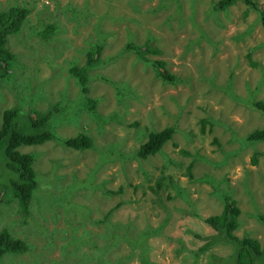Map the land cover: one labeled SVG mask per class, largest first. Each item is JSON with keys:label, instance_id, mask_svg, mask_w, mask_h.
Segmentation results:
<instances>
[{"label": "rangeland", "instance_id": "1", "mask_svg": "<svg viewBox=\"0 0 264 264\" xmlns=\"http://www.w3.org/2000/svg\"><path fill=\"white\" fill-rule=\"evenodd\" d=\"M217 1L0 0V13L14 5L34 4L23 32L7 37L4 46L21 64L13 67L10 79L0 80L1 116L7 109L26 108L30 98L35 99L31 107L42 111H49L51 105L61 107L65 100L72 105L73 99L77 102L72 106L78 107L91 98L97 101L98 113L112 120L97 119L82 106L75 118H67H80L76 123L57 129L63 137L90 133L94 149L72 150L55 141L18 148L21 153L37 154L34 169L44 186L55 175L61 176L63 186L73 183L74 177L88 186L76 194L66 189L63 200L33 201L25 223L15 206L1 207L0 214L19 222L11 227L13 236L28 245L19 254L4 256L3 264H96L92 260L96 258L101 263L126 259L118 264H143L139 249L132 255L126 242L109 254L101 248L72 244L75 238L69 240L64 231L66 221L82 218L78 210L97 219L102 216L99 209H111L119 202L123 204L110 218L114 230V224L125 223L134 238L131 224L137 233L148 229L151 235L146 246L152 263L214 264L216 256L230 259L232 248L220 242L199 252L207 237L215 234L204 219L224 209L218 190L231 196L242 210L235 234L264 242V226L253 216L264 213V140H249L253 132L264 128V112L252 106L254 101L264 102V32L256 11L238 2L226 11L212 12ZM162 3L168 6L153 9ZM71 5L82 14L73 19L62 14ZM260 6L264 9V0H259ZM41 9L59 14L53 16L62 27L53 36L58 37L55 43L48 44L35 32L26 35L29 28L37 30L36 11ZM99 31L106 43L101 65L89 71V90L84 93L69 67L86 63L87 50L98 41ZM150 33L157 36L160 52L147 56L165 61L177 83L164 82L135 51L125 52L128 43H144L146 37H153ZM125 82L130 94L122 92L125 101L120 102L113 84ZM167 126H174L175 134L162 153L140 159L137 149L147 133ZM5 166L6 160L0 158V172ZM163 171L172 187L188 194L187 201L180 195L170 199L173 194L169 193L175 190L149 189ZM59 180L50 183L52 190ZM118 187L123 192L102 197V191ZM87 227L93 234L86 240L90 243L105 231L102 225ZM95 241L103 246L102 237Z\"/></svg>", "mask_w": 264, "mask_h": 264}, {"label": "trees", "instance_id": "2", "mask_svg": "<svg viewBox=\"0 0 264 264\" xmlns=\"http://www.w3.org/2000/svg\"><path fill=\"white\" fill-rule=\"evenodd\" d=\"M106 2L107 4H110L112 0H106ZM133 2H135V0H133ZM238 2H242L248 7V9H252L258 13V21L261 22L264 32V9H262L261 6L259 7V0H220L213 6L212 12L226 11L227 8L233 7ZM128 3L131 4V1ZM167 6V3H162V5L153 9L160 11ZM177 7L178 9H181L180 5ZM192 9H194V7H192ZM136 10L139 9L137 8ZM32 11H34V4L24 3L23 5H14L9 9H4L0 13V80L10 79L9 76L13 74V67L17 63L21 64V62L16 59L15 55L8 49L4 48V46H6L5 43L7 37L23 32L24 25L31 20L30 15ZM36 13L38 14V17L34 25L35 29L37 28L39 31L29 28V34L24 33L29 36L33 35L35 32L40 35L42 39H47L48 44L55 43L56 40L58 41V37L54 38L53 36L54 34H60V29L62 27L58 20L54 19L53 16L59 14L54 11L49 13L46 9H41L36 11ZM246 13L248 14V11H246ZM62 14L68 15L70 19H73L80 16L82 13L77 6L71 5V7ZM133 20L135 21V18ZM127 30L133 37L136 36L135 30L131 29L130 25L127 26ZM150 36L153 37H146L148 41H145L144 43H128L125 47V52L135 51L139 58L153 67L158 77L164 82L177 83L178 79L168 71L165 61L155 60L147 56V54L154 55L159 54L160 52V48H158L155 42L157 36L152 33H150ZM103 44H106L103 32L99 31L98 41L90 44V48L87 50L86 64L83 66L72 64L69 68V74L76 80L75 83L81 87V90L84 93L89 90V71L92 68L101 65L100 59ZM251 56L252 54L249 53L248 58L250 61H252ZM251 63L254 64V61ZM22 66L23 65H21V67ZM24 67L27 68V66ZM113 85H115V90L120 92L118 93L119 101L124 102L125 98L122 96V92L130 94L128 84L125 82L114 83ZM38 91L39 89L37 90L36 88L35 92ZM36 99L38 100L37 97ZM31 102H35V99L30 98V101L26 103V108H11L5 110L2 116L0 114V158L6 160V166L3 167V172H0V208L7 206L8 204L9 206L12 205V208L15 206L16 213L20 215L21 220L24 223L27 222V218L31 216V205L33 201L39 204L47 198H58L63 200V192L66 189H68L69 192H74L76 194L81 188H86L88 184L81 180L78 181L77 177H74L73 183L63 186L61 176L55 175L54 179L57 180L60 178V180L53 185L55 191L62 192L61 194H58L51 189L50 183H53L52 181L54 179L49 182L48 186H44L38 177L34 169L37 154L21 153L18 148L27 145L38 146L48 143V141H55L56 143L62 144L65 148L72 150L83 151L94 149L95 143L90 133L80 131L76 132L74 136L63 137L57 130L61 125H65V123H76L80 118L70 121L67 118H75L76 113L79 112L78 109L82 108V106L88 108L97 119H103L104 121L107 119L106 122L112 121L109 120L110 118H106L98 113L96 108L97 101L91 98L86 99L85 103L78 107L72 106L77 102L76 100H72V105L65 100L61 107L57 104L51 105L49 111L37 110L35 107L32 108ZM252 106L257 110L264 112V102L254 101ZM174 134V126H167L162 130L148 132L146 141L137 149L138 157L146 160L158 153H162L165 145L173 139ZM249 140L263 141L264 128L253 132L250 135ZM92 179H95V175ZM166 179H168V176H164L163 171L158 180H155L154 185L149 186V189L154 190L155 187L158 191L161 189L175 190L176 193H169L173 194L169 196L170 199L177 198L178 195L185 200L188 199V194L186 196L183 189L177 188V186L172 187L170 182H167ZM102 188L103 187L100 186V189ZM121 192H123V189L118 187L116 190L106 189L105 191H102L101 194L103 198L109 199L111 198L110 195H115ZM217 194L223 199L224 209L221 214L209 216L204 219V221L215 230V234L209 235L207 237L208 239L206 238V243L199 249V252H206L213 245L220 242L232 248V254L230 255V259H223L222 257L218 258L216 256L212 259L214 264H264V242L249 236L239 237L235 234L236 229L239 227V216L242 214V210L236 205V201L227 193H220L218 190ZM122 204L123 202H119L115 207L111 209L107 208L104 211H100L99 209L97 212L102 216L97 219L90 215L86 217L84 213L85 211L78 210L79 213L82 212L81 214H78V216H81L82 218L77 219L76 217H73L71 221H66V228L64 231L67 232L69 240H71V237L75 238V240H73L74 243L72 244H76L77 246V244L82 243L84 246L88 245L90 248H101L109 254L111 252L114 253L119 244L126 242L130 245V253L132 255H135V250L139 249L138 255L143 264H154L148 258L150 247L149 245L148 247L146 246V241L151 235L148 229L137 233L135 230L136 226L131 224L134 231V238L129 236L128 232L131 228L125 223L122 225L114 224L117 228V230H114L110 218ZM80 205L83 206V210L88 207L86 204L80 203ZM253 216L264 226V213L257 212ZM74 221L76 223H74ZM18 223L19 222L12 219L10 215H5L3 213L0 214V264L4 263L5 260L2 259L4 256L19 254L28 248L26 241L15 238L12 234L11 227H14ZM88 225L103 226L105 231L98 234V237H102L105 241H103V246L98 245L95 241L98 237L93 239V243L86 241L90 237L93 238L92 231L88 230ZM72 228L74 230L73 232ZM80 230L82 231L78 233ZM117 238L119 239L115 240ZM51 246H53L52 243L48 244L49 248H51ZM76 246L73 248L76 249ZM66 247H68V243H66L64 249ZM184 248L185 247L183 246V249ZM92 260L96 264H112L111 259L110 262L107 263H101L97 258ZM125 260L126 259H117L115 264L124 262ZM55 264H59V262H55ZM75 264H78V262H75Z\"/></svg>", "mask_w": 264, "mask_h": 264}, {"label": "clouds", "instance_id": "3", "mask_svg": "<svg viewBox=\"0 0 264 264\" xmlns=\"http://www.w3.org/2000/svg\"><path fill=\"white\" fill-rule=\"evenodd\" d=\"M73 64H76V63H73ZM85 64H86V63H85ZM85 64H84V65H85ZM71 65H72V64H71ZM71 65H70V67H71ZM76 65H77V66H83V65H78V64H76ZM70 67H69V68H70ZM70 76H71V75H70ZM71 77H72V76H71ZM72 79H73L74 81H76L73 77H72ZM77 86H78V85H77ZM78 87H80V86H78ZM96 108H97V102H96Z\"/></svg>", "mask_w": 264, "mask_h": 264}]
</instances>
